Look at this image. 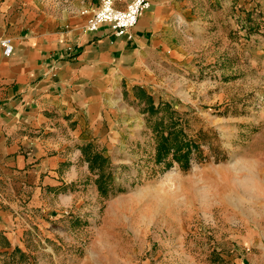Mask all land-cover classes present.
<instances>
[{"label": "rangeland", "instance_id": "1", "mask_svg": "<svg viewBox=\"0 0 264 264\" xmlns=\"http://www.w3.org/2000/svg\"><path fill=\"white\" fill-rule=\"evenodd\" d=\"M181 1L176 34L190 39L162 71L156 110L112 151L84 144L75 196L50 200L46 226L28 233L31 260L0 264H264V0ZM162 119L198 145L187 168L157 160Z\"/></svg>", "mask_w": 264, "mask_h": 264}, {"label": "crops", "instance_id": "2", "mask_svg": "<svg viewBox=\"0 0 264 264\" xmlns=\"http://www.w3.org/2000/svg\"><path fill=\"white\" fill-rule=\"evenodd\" d=\"M131 1L113 0L118 9ZM183 4L150 0L117 37L108 25L85 30L99 0H0V259L31 260L28 233L46 226L50 200L75 196L84 144L118 148L149 101H162V71L190 39L176 34Z\"/></svg>", "mask_w": 264, "mask_h": 264}, {"label": "built area", "instance_id": "3", "mask_svg": "<svg viewBox=\"0 0 264 264\" xmlns=\"http://www.w3.org/2000/svg\"><path fill=\"white\" fill-rule=\"evenodd\" d=\"M150 6V0H132L125 9L114 6L113 0H99V5L89 15L85 30L96 32L103 25L110 26L113 34L117 37L128 36L137 24L143 10ZM3 54L10 57L14 47L8 38L1 40Z\"/></svg>", "mask_w": 264, "mask_h": 264}, {"label": "trees", "instance_id": "4", "mask_svg": "<svg viewBox=\"0 0 264 264\" xmlns=\"http://www.w3.org/2000/svg\"><path fill=\"white\" fill-rule=\"evenodd\" d=\"M150 111L153 112L156 110L153 101L150 100ZM170 104L165 103L162 106V110L169 111ZM165 122L162 119V132H160L159 140L156 147V157L159 162L166 161L170 156H172L173 161L166 163V169L170 168L173 165V162H177L178 164L182 165L184 168H187L190 165V159L192 157L193 151L198 149V145L188 138V135L179 128L177 122L169 120V128L168 130L165 129ZM166 131V132H165ZM159 133V132H158ZM86 147L91 148V145H87ZM86 153L87 161L90 162V166L92 169L99 166L101 163L100 155L94 154L93 158H91ZM100 183V192L106 193L103 189V176L101 178Z\"/></svg>", "mask_w": 264, "mask_h": 264}, {"label": "bare ground", "instance_id": "5", "mask_svg": "<svg viewBox=\"0 0 264 264\" xmlns=\"http://www.w3.org/2000/svg\"><path fill=\"white\" fill-rule=\"evenodd\" d=\"M174 175H176V173L170 172L169 175H168V177L169 178H172V177H174ZM167 180H168V178H167Z\"/></svg>", "mask_w": 264, "mask_h": 264}]
</instances>
